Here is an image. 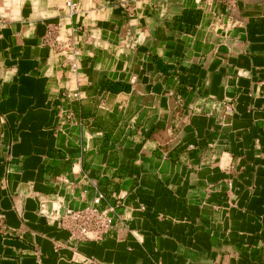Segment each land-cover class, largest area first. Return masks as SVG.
I'll use <instances>...</instances> for the list:
<instances>
[{
  "label": "crops",
  "instance_id": "crops-1",
  "mask_svg": "<svg viewBox=\"0 0 264 264\" xmlns=\"http://www.w3.org/2000/svg\"><path fill=\"white\" fill-rule=\"evenodd\" d=\"M0 215V264H264V0H0Z\"/></svg>",
  "mask_w": 264,
  "mask_h": 264
},
{
  "label": "built area",
  "instance_id": "built-area-1",
  "mask_svg": "<svg viewBox=\"0 0 264 264\" xmlns=\"http://www.w3.org/2000/svg\"><path fill=\"white\" fill-rule=\"evenodd\" d=\"M227 5H231L235 0H219ZM69 15L75 12V4L66 2ZM69 69L77 70L76 52L68 58ZM72 97H78L77 93H72ZM104 194L96 192L90 204L80 208H68L60 218V223L70 232L72 239L78 240H102L103 237L115 225V206L103 205ZM3 216L0 215V218Z\"/></svg>",
  "mask_w": 264,
  "mask_h": 264
}]
</instances>
